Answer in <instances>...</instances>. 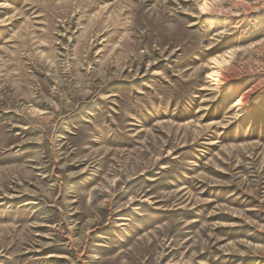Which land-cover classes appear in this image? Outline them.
<instances>
[{"label":"rangeland","instance_id":"1","mask_svg":"<svg viewBox=\"0 0 264 264\" xmlns=\"http://www.w3.org/2000/svg\"><path fill=\"white\" fill-rule=\"evenodd\" d=\"M0 264H264V0H0Z\"/></svg>","mask_w":264,"mask_h":264}]
</instances>
